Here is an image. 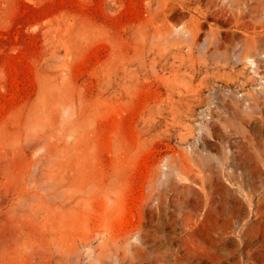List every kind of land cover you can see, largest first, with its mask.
I'll list each match as a JSON object with an SVG mask.
<instances>
[{
	"label": "rangeland",
	"instance_id": "374dc122",
	"mask_svg": "<svg viewBox=\"0 0 264 264\" xmlns=\"http://www.w3.org/2000/svg\"><path fill=\"white\" fill-rule=\"evenodd\" d=\"M0 264H264V0H0Z\"/></svg>",
	"mask_w": 264,
	"mask_h": 264
}]
</instances>
